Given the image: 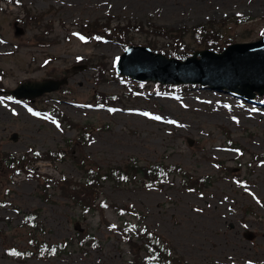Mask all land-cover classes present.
<instances>
[{"label": "rangeland", "instance_id": "obj_1", "mask_svg": "<svg viewBox=\"0 0 264 264\" xmlns=\"http://www.w3.org/2000/svg\"><path fill=\"white\" fill-rule=\"evenodd\" d=\"M19 1L21 6L4 0L0 11V158L60 152L55 162L38 161L34 169L56 180L82 182L73 158L85 157L103 169L165 163L209 184L193 190L180 175L171 176L163 188L106 182L101 201L138 211L107 209L110 229L99 213L63 198L55 184L46 202L38 180L25 174L0 179V264H132L121 228L165 238L189 264H264V161L255 158L264 156V103L194 85L171 89L146 83L133 94L115 69L126 47L111 40L86 44L78 35L81 26L96 22L113 27L133 22L147 31L134 34L132 45L169 51V41L155 28H186V42L195 48L190 29L211 22L234 43L254 42L264 36V0ZM22 6L52 24L48 38L54 43L40 46L34 40L41 30L20 22ZM100 62L103 81L95 74ZM44 80L64 85L37 98L35 107L7 94L21 83ZM98 93L119 95L122 101L101 107L93 99ZM126 110L139 112L141 120L128 118ZM62 116L84 130L61 124ZM157 117L167 126L158 125ZM34 212L45 227L42 237L64 248L47 259L10 256L6 247H27L21 224ZM77 224L91 237L87 246L78 244ZM249 231L256 235L252 241L245 237Z\"/></svg>", "mask_w": 264, "mask_h": 264}, {"label": "trees", "instance_id": "obj_2", "mask_svg": "<svg viewBox=\"0 0 264 264\" xmlns=\"http://www.w3.org/2000/svg\"><path fill=\"white\" fill-rule=\"evenodd\" d=\"M4 0H0V11H3L2 3ZM12 3L17 5L22 4L19 0H11ZM24 9V18L20 19L25 27H32L41 30L40 34L34 36V40L40 46H49L54 43L53 40L48 38V35L52 32V24H44L43 15H36L26 7ZM19 20V19H18ZM50 24V25H49ZM214 23H208V25H198L192 27L191 35L195 42L196 47L193 48L186 42V37L189 34V30L182 28L179 30L155 28L156 33L163 36L169 41V51L156 50L157 52L165 54L167 57L185 59L192 55L196 50L211 49L214 51H222L225 47L233 44L235 41L233 38L227 36L223 37L218 30L213 26ZM147 29L139 24L133 22H127L125 25L112 26L111 22L100 23L96 22L81 26L78 31V35L88 44L91 40L96 43H102L107 40L118 42L124 47H128L133 43L132 36L134 34L145 33ZM264 34V33H263ZM262 34V35H263ZM222 43V44H221ZM153 49L154 47L150 45ZM104 63H97L95 65L96 76L98 80L103 81L105 76ZM126 83L128 91L137 92L141 91L146 83L135 82L131 79L120 77ZM163 88H176L175 86H162ZM190 86H183L188 88ZM3 86L0 84V97L4 96ZM94 103L101 107H110L112 104L121 103L122 97L119 95H106L97 94L93 97ZM264 102V97L259 99ZM32 107L35 104L29 102ZM61 124H70L73 129L83 131L84 128L81 124L71 122L66 116H62L60 120ZM87 131H85L86 133ZM90 138V137H89ZM60 152H46L42 155H35L32 157L31 153H27L25 156L17 157L16 155H2L0 158V179L11 180L16 176L25 174L31 179L39 181L40 196L46 201L51 202L52 196L49 189L52 184H55L61 194V196L67 199L70 203L86 212H97L101 216V221L112 229L111 224L106 218V210L113 209L115 211L137 215L138 211L131 206H120L117 204H111L106 201H101V191L106 182H112L116 186H121L124 183L141 182L145 186L163 188L164 184L169 181L171 176H182L187 182V186L190 189H199L209 184L208 180L193 178L189 174L183 171L180 167L162 164H150L141 165L138 162H131L123 167H110L103 169L96 163L86 160L85 157L73 158L77 167L80 169L85 181H74L71 179L56 180L47 174H43L34 169L33 163L38 161L55 162ZM61 157V156H60ZM257 161H264V156H255ZM224 170H228L224 167ZM40 215L38 213H31L26 215L23 224L25 236H26V248L20 250L15 245L12 248L6 247V252L12 257L28 256L37 259H47L59 253V250L63 249V244H53L48 242L42 237L46 232L44 225L40 222ZM132 232H130V231ZM119 229L126 246L129 248L132 255V264H189L183 257L179 256L172 246V244L151 231H139L131 229ZM78 244L80 246H87L90 236L88 234L79 235ZM155 238H158L160 242H156Z\"/></svg>", "mask_w": 264, "mask_h": 264}, {"label": "water", "instance_id": "obj_3", "mask_svg": "<svg viewBox=\"0 0 264 264\" xmlns=\"http://www.w3.org/2000/svg\"><path fill=\"white\" fill-rule=\"evenodd\" d=\"M116 72L140 83L194 85L256 104L257 97L264 96V37L254 42L231 44L222 52L196 51L184 60L168 58L149 47L130 45L118 58ZM63 85L62 80L24 82L7 94L34 102L45 94L59 91ZM11 139L16 142L18 135H12ZM188 142L191 146L194 144L191 139ZM76 226L78 231H84L79 224ZM255 236L251 231L245 234L250 241Z\"/></svg>", "mask_w": 264, "mask_h": 264}, {"label": "bare ground", "instance_id": "obj_4", "mask_svg": "<svg viewBox=\"0 0 264 264\" xmlns=\"http://www.w3.org/2000/svg\"><path fill=\"white\" fill-rule=\"evenodd\" d=\"M124 113L126 114V116L129 117H133L136 120H141L140 117H137V115H139V112L135 111V110H126L124 111ZM156 122H158V125H165L167 126V122L163 119H157Z\"/></svg>", "mask_w": 264, "mask_h": 264}, {"label": "snow or ice", "instance_id": "obj_5", "mask_svg": "<svg viewBox=\"0 0 264 264\" xmlns=\"http://www.w3.org/2000/svg\"><path fill=\"white\" fill-rule=\"evenodd\" d=\"M157 119H159V118L157 117Z\"/></svg>", "mask_w": 264, "mask_h": 264}]
</instances>
